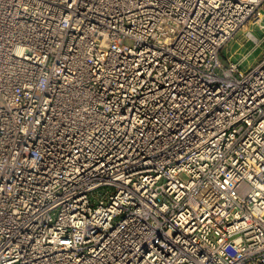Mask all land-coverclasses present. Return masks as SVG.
Here are the masks:
<instances>
[{"label":"built area","instance_id":"1","mask_svg":"<svg viewBox=\"0 0 264 264\" xmlns=\"http://www.w3.org/2000/svg\"><path fill=\"white\" fill-rule=\"evenodd\" d=\"M263 9L0 0V264H264Z\"/></svg>","mask_w":264,"mask_h":264},{"label":"rangeland","instance_id":"2","mask_svg":"<svg viewBox=\"0 0 264 264\" xmlns=\"http://www.w3.org/2000/svg\"><path fill=\"white\" fill-rule=\"evenodd\" d=\"M264 24V23H263ZM263 27H264V25H263ZM242 32L243 31H238L233 37H232V39L228 42V44L225 46V47H223L222 48V50L220 51V54H219V58H220V60L223 62V63H225V64H227L228 63V60H227V58H228V56H229V51H228V49L231 47V46H234V44H235V41L238 39V36H241V35H244V32H243V34H242ZM252 32L256 35V36H258V37H260L262 34H264V31H262V32H259L258 31V29H256V28H254L253 30H252ZM242 40V39H241ZM244 40H242V42H243ZM252 42V40L251 39H248V42L244 45V47H242V48H240L238 51V55L237 56H234V57H232L231 59H232V61H234V62H237L239 59H240V57L243 55V53H244V50H248V49H250V48H252V47H254V46H256V43H251ZM123 44L124 45H127V46H132L133 45V41L132 40H130V39H124V41H123ZM238 46V45H237ZM235 47V48H238V47ZM246 50V51H247ZM262 58H264V44L262 45V46H260L254 53H252L249 57H247L243 62H242V64H241V69H244V70H247V69H249V68H251L252 66H254V65H256ZM107 189H100L99 190V197L106 191Z\"/></svg>","mask_w":264,"mask_h":264},{"label":"crops","instance_id":"3","mask_svg":"<svg viewBox=\"0 0 264 264\" xmlns=\"http://www.w3.org/2000/svg\"><path fill=\"white\" fill-rule=\"evenodd\" d=\"M262 16L260 18V20L257 22V23H251V24H248L247 26H245L244 28H242L241 30L239 31H243L244 32V35H241V36H238V39L235 41V44L234 46H231L228 51H229V56L227 58L228 60V63H233V64H236L240 69H241V64L242 62L247 58L249 57L252 53H254L260 46H262L264 44V34H262L260 37L256 36L252 30L254 28L258 29L259 32H262L264 31V27H263V23H264V9L262 11ZM242 32V34H243ZM253 36V37H252ZM244 40L242 42V40ZM248 39H251L253 43H256V46L250 48V49H246L244 50V53L243 55L240 57V59L237 61V62H234L232 61V57L234 56H237L239 53V49L244 47V45L248 42ZM251 42V43H252ZM228 44V43H227ZM226 44V45H227ZM225 45V46H226ZM238 45V46H237ZM224 46V47H225ZM238 47V48H235V47ZM241 70H244V69H241Z\"/></svg>","mask_w":264,"mask_h":264},{"label":"bare ground","instance_id":"4","mask_svg":"<svg viewBox=\"0 0 264 264\" xmlns=\"http://www.w3.org/2000/svg\"><path fill=\"white\" fill-rule=\"evenodd\" d=\"M253 37V36H252Z\"/></svg>","mask_w":264,"mask_h":264}]
</instances>
